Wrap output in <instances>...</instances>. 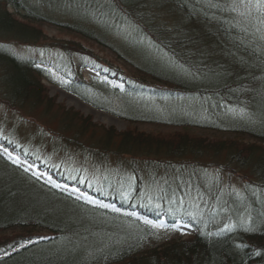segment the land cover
I'll use <instances>...</instances> for the list:
<instances>
[{
  "label": "trees",
  "instance_id": "16d2710c",
  "mask_svg": "<svg viewBox=\"0 0 264 264\" xmlns=\"http://www.w3.org/2000/svg\"><path fill=\"white\" fill-rule=\"evenodd\" d=\"M11 2L26 11L23 16L6 9ZM66 3L67 19L60 21L55 9L50 14L34 0H0L2 99L15 108L52 110L56 129L41 125L39 135L56 131L55 141L72 144L83 158L75 167L64 159L50 165L39 147L31 153L26 140L19 144L17 135L0 133V264H264L261 0H247V6L239 0ZM41 23L108 50L124 68L104 65L74 40L45 45L63 52L59 65L49 57L24 60L9 49L35 45ZM39 66L58 72L65 89L94 108L171 131L161 136L97 127L55 105ZM85 69L101 79H85ZM96 128L100 139L82 142ZM194 128L236 138L209 141L192 135ZM6 154L36 165L50 181ZM224 171L241 180L226 184ZM177 223L193 233L184 237Z\"/></svg>",
  "mask_w": 264,
  "mask_h": 264
},
{
  "label": "rangeland",
  "instance_id": "374dc122",
  "mask_svg": "<svg viewBox=\"0 0 264 264\" xmlns=\"http://www.w3.org/2000/svg\"><path fill=\"white\" fill-rule=\"evenodd\" d=\"M38 6L43 5L45 8H47L52 13V10H56L58 12L59 17H56L57 20L63 21V19H67V17L62 16L63 11L65 8H67L68 3H66V0H34ZM6 9L17 15V17H21L26 12L19 11L13 3H5ZM15 6V7H14ZM54 18V19H56ZM40 30L42 37L41 39L35 44H23V43H13L10 45V50L14 52L17 56L24 60H42L47 59L49 57L52 62H54L56 65H59L61 60L64 58L63 52L58 51L55 49H51L46 44H51L52 42L56 41H64V40H74L79 42L81 45H83L87 50L91 51L94 55L99 56L101 59L104 60V65L107 66H114V67H120L124 68V66L115 59V57L109 53L108 50L103 49L96 44L92 43L91 41L84 39V38H78L72 34H68L66 31L59 29L57 26L50 25L48 23H41ZM9 40V39H7ZM47 52H46V50ZM75 58V57H74ZM76 60V58L74 59ZM42 70V85L46 89V94L48 97H50L55 105L63 107L65 110H73L80 114L81 116H87L90 118L91 122L96 124L98 126H102L105 128H114L116 131H122L124 129H134L139 132H145L150 133L152 135H161L165 136L167 132H170L171 129L166 126H155L152 124H142V123H128L124 121L123 119L119 118L118 116L108 113L103 110H99L97 108H94L90 104L82 101L80 98H78L76 95L72 94L71 92L67 91L65 89L67 85V80L62 77L58 72H56L54 69L39 66ZM85 79H98L100 80L101 77L98 76L97 73L85 69L82 72ZM1 83V82H0ZM109 83L112 86H116V83L109 80ZM0 90H2V86L0 85ZM29 111H28V110ZM20 110V111H19ZM52 110H44L42 107L38 108H28L27 106L21 107L20 105H16V108L13 106H9L8 103L2 99V94L0 92V133H6L9 135H17L19 144H23L21 141H27L26 143V151L32 150L31 148L33 146L39 147L36 148V151L39 152L40 157L44 158L47 163L50 165H53L52 163H60L61 159H64L65 165H70L71 167H75L79 165L81 162V159H83L81 156H79L76 151L74 150V146L71 144V146L65 144L64 141H55L57 137L56 131L45 133V136H42V134L39 135V132L41 130H37L42 127L44 128L45 124H49L51 127L50 129H56L57 123L55 122V118ZM55 117V118H54ZM96 128V132L88 137V135L84 136V138H81L82 142L83 139L96 141L97 139H100V132ZM91 133V132H89ZM190 133L196 137H202L204 139H207L209 141H217V140H226V139H234L236 138L234 135L231 134H222L220 132L207 130V129H200V128H194L190 131ZM50 136V137H49ZM32 140H30L31 138ZM29 138V139H26ZM41 138V139H40ZM40 139V140H39ZM87 141V142H88ZM244 141H249V139L245 138ZM249 142H253L250 140ZM33 144V145H32ZM79 148V147H77ZM28 151V152H29ZM31 152V151H30ZM32 153V152H31ZM37 154V153H36ZM7 157L13 161L16 165H19L23 167L25 170L30 172L32 175L44 180V181H50L49 177L42 172L40 169L37 168L36 165H28L26 162L19 161L15 156H12L10 154H6ZM38 155V154H37ZM68 156V157H67ZM83 161V160H82ZM62 164V163H61ZM83 166L91 170V166L88 162L83 161ZM215 170L217 169L216 166L211 167ZM93 171V170H92ZM198 177L201 179L200 181L203 184L202 178H204V174L201 173V171H198ZM221 175H223V181L227 184L228 182L236 183L239 182L241 179L237 175H232L230 179L226 176L227 173L224 171ZM52 184L55 185L57 188L62 189L63 191H66L78 198L86 199L88 201H94L91 197L85 196L80 194L75 188L64 186L62 184H59L58 182H53ZM204 185V184H203ZM147 221V220H146ZM163 220H161L158 224L163 225ZM178 228V230L184 234V237L189 236L193 232L191 229L183 225L181 223H177L175 226ZM11 232H8L9 235Z\"/></svg>",
  "mask_w": 264,
  "mask_h": 264
},
{
  "label": "snow or ice",
  "instance_id": "6c2138e0",
  "mask_svg": "<svg viewBox=\"0 0 264 264\" xmlns=\"http://www.w3.org/2000/svg\"><path fill=\"white\" fill-rule=\"evenodd\" d=\"M241 4H245L247 6V0H239ZM260 8H264V0H261V3L258 5ZM235 10V9H234ZM243 15V13H241ZM145 224H151V221H145ZM153 227H160V225H152Z\"/></svg>",
  "mask_w": 264,
  "mask_h": 264
}]
</instances>
